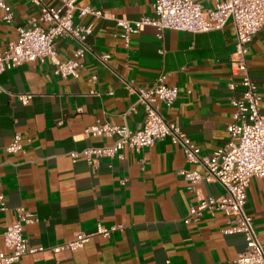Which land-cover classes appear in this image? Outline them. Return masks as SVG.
<instances>
[{"label":"crops","instance_id":"0c3cea01","mask_svg":"<svg viewBox=\"0 0 264 264\" xmlns=\"http://www.w3.org/2000/svg\"><path fill=\"white\" fill-rule=\"evenodd\" d=\"M198 1L209 10L218 0ZM7 2L15 17L7 23L0 10V51L18 38L19 26L39 14L30 0ZM152 2L78 0L104 14L79 19L92 22L93 32L78 76L55 75L50 57L0 73V193L6 202V210L0 211V249L10 251L3 232L18 207L33 214L25 234L32 247L42 248L13 264H235L246 249L244 234L233 228L223 210L206 209L199 220L184 221L199 198L220 196L224 188L201 181L197 190L190 189L180 170L203 168L189 163L181 145L170 137L139 151L126 146L118 155L94 162L82 153L89 146L115 141V136L87 134L86 128L96 123L142 126L144 110L129 85H152L163 73L166 83L179 89L172 107L164 110L166 119L177 123L204 155L229 140L231 99L241 90L228 85L238 80L234 24L228 21L222 29L199 33H160L147 25L132 34L127 45L116 35L117 18L153 16ZM77 47L70 37L56 38L60 60L74 58ZM103 54L109 55L105 62L99 58ZM247 59L264 116V27L253 35ZM22 93L33 95L27 104L18 97ZM16 133L22 135V149L9 152L6 148ZM245 210L264 248L262 178H251ZM98 223L118 228L110 237L97 235L77 250H55L78 232L95 231Z\"/></svg>","mask_w":264,"mask_h":264},{"label":"built area","instance_id":"2783aa9c","mask_svg":"<svg viewBox=\"0 0 264 264\" xmlns=\"http://www.w3.org/2000/svg\"><path fill=\"white\" fill-rule=\"evenodd\" d=\"M38 9L37 17L28 24L18 27V38L8 42L0 51V73L25 62L40 60L44 62L50 57L55 63L53 73L62 77L78 76L81 58L89 50L87 37L93 32V23H82L80 18L90 16L102 17V10L92 6H81L78 0H57L56 5L46 0H30ZM153 16H142L139 19L117 18L120 30L116 33L126 44L132 34L141 32L145 26L152 25L162 33L166 29L188 31L192 33L208 32L222 29L228 21L234 24L237 41L236 57L238 80L229 81V87L235 91L241 87L240 93L234 95L231 104L234 108L233 120L227 126L228 142L212 154L204 155L192 139L182 132L181 127L166 119L164 110L169 109L178 97L176 85L166 83V74H160L149 86L133 87L144 110L145 119L142 126L132 129L128 125L96 123L86 128L87 134L95 136H115L111 145L89 146L82 151L89 162L102 156H116L126 146L140 149L170 137L174 143L183 148L186 160L199 164L203 171L194 168H182L180 173L189 182V188L197 190L201 181L218 183L224 188L220 196H204L192 205L184 221L186 223L199 220L206 209L223 210L234 224V229L241 231L246 239L247 247L234 260L235 264H264V248L253 225V218L246 210L247 188L252 177L264 180V116L261 114L262 95L258 84L250 74L247 55L253 35L264 27V0H218L215 7L205 10L198 0H153ZM2 19L11 23L15 12L7 0H0ZM70 37L78 43L74 58L60 60L56 48L57 37ZM100 60L106 61L108 54ZM96 80L97 75L93 74ZM30 93L19 94L23 104L32 98ZM22 135L16 133L7 151L17 152L22 149ZM78 153L74 152L73 156ZM6 210L4 194L0 193V211ZM16 218L7 224L3 232L4 245L10 250L0 249V264H13L28 253L42 248L30 245L25 234V225L32 222L33 214L24 207L17 208ZM118 226L107 227L101 223L93 232H78L72 240L55 247V250H77L97 235L110 237Z\"/></svg>","mask_w":264,"mask_h":264}]
</instances>
